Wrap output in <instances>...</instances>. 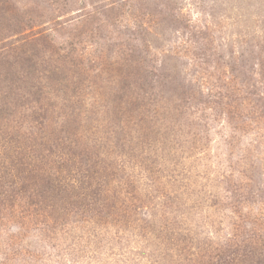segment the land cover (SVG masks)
<instances>
[{"label":"rangeland","instance_id":"obj_1","mask_svg":"<svg viewBox=\"0 0 264 264\" xmlns=\"http://www.w3.org/2000/svg\"><path fill=\"white\" fill-rule=\"evenodd\" d=\"M11 92L0 264H264V0H0Z\"/></svg>","mask_w":264,"mask_h":264},{"label":"trees","instance_id":"obj_2","mask_svg":"<svg viewBox=\"0 0 264 264\" xmlns=\"http://www.w3.org/2000/svg\"><path fill=\"white\" fill-rule=\"evenodd\" d=\"M14 82H16V81H14ZM20 82H17V83H20ZM17 90L22 91L21 94L23 97H24V95L27 97L25 99L26 101H28V102H30L32 100H34V102L38 101L36 85H30L29 84V88L28 87L26 88L25 86L20 84V86L18 85ZM12 94L13 95L11 96L10 99L9 98H7V99L2 98V100H0V134H3V135H5L4 133L8 132V130H11V131L13 130V124L10 122L11 121L9 118L10 115L7 116V110L14 111L17 107L22 106L21 102L18 103V99L16 98L17 94L16 93H12ZM3 96H7V94H5ZM30 127H32V126H30ZM21 155H22V153H21ZM17 189H19V188H17ZM17 189L16 190L15 189H10V190L6 189L4 191L2 189H0V198L3 199L10 192H13V194L18 192V191L22 192V190H17ZM38 204L39 205L34 207V209L32 207H30V209L28 210V213L32 212V213L36 214V211H38V210H41L42 212H47V211L53 209L52 207L55 205L54 203H51V202H48V204H45V203H38ZM222 257H223V254H222ZM217 261H218V259H217ZM220 264H222L221 260H220Z\"/></svg>","mask_w":264,"mask_h":264}]
</instances>
